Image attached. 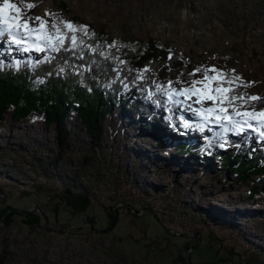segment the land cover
Wrapping results in <instances>:
<instances>
[{
    "label": "rangeland",
    "instance_id": "1",
    "mask_svg": "<svg viewBox=\"0 0 264 264\" xmlns=\"http://www.w3.org/2000/svg\"><path fill=\"white\" fill-rule=\"evenodd\" d=\"M15 3L33 4L36 17L46 18L49 12H59L65 19L77 17L111 39H153L199 66L239 77L245 97L264 98V0ZM52 19L48 16L47 29L54 34ZM8 41L6 34L0 35V49L10 45ZM178 71L169 76L176 78ZM202 76L196 73L194 80ZM192 81L181 78L175 89ZM172 98L183 103L180 109L188 124L200 120L210 128L232 127L215 123V116L202 118L197 110L212 106L211 100L201 104L195 95ZM143 118L140 109H128L127 101L117 103L95 140L71 113L60 131L66 139L59 140V127L42 117L30 114L14 121L12 111L6 113L0 125V264H185L186 255L192 256L191 264H233L230 260L264 264L260 176L239 182L219 158L202 163L198 154L182 152L180 133L163 125L147 133L141 127ZM250 130L256 143L257 132ZM256 186L260 192L253 195ZM64 191L89 196L91 206L84 212L71 210L61 198ZM131 208H137L141 217H133L127 211ZM113 210L121 217L111 230L108 213ZM33 211L42 216L39 225L28 221ZM213 240L223 249L217 250ZM195 243V251L187 247Z\"/></svg>",
    "mask_w": 264,
    "mask_h": 264
},
{
    "label": "trees",
    "instance_id": "2",
    "mask_svg": "<svg viewBox=\"0 0 264 264\" xmlns=\"http://www.w3.org/2000/svg\"><path fill=\"white\" fill-rule=\"evenodd\" d=\"M15 2L16 0L13 1ZM26 4L28 3H23L20 8L26 16L35 18L34 8L28 9ZM58 13H48L49 18H53L52 27L58 20L84 26L79 18L65 19ZM48 16L43 18L46 23ZM87 30V34L77 33L83 39V44L75 52L61 49L37 56L32 52L9 50L12 47L0 49V125L8 111H12L14 121H21L30 114H35L47 123L59 127V140H63L66 136L64 131L60 134L61 127L65 129L68 116L76 113L91 136L98 140L103 133L106 117L117 103L127 101L129 110H141L144 117L141 127L147 133L151 134L150 131L156 125H163L169 132L182 135L178 145L187 155L198 154L202 163L210 157H217L225 170L238 176L239 182H247L253 176H260L264 183V139L259 133L254 134L257 140L255 143L249 136L252 131L248 129L237 134L227 131L225 127H206L200 120L187 123L186 127V119L180 109L183 103L179 99L168 97L170 83L175 89L176 82L181 78L192 81V70L195 74H203V71L197 72L196 69H206L205 67L186 60L176 48L162 46L153 39L147 42L111 39L103 30H94L91 26H87ZM53 31L55 34L54 28ZM9 51L11 54L8 56ZM13 55L18 58L12 57ZM46 56L50 57L47 61ZM145 69L148 70L144 71ZM189 69L192 70L189 72ZM176 70H179L177 77L171 78L169 74ZM243 89V86L236 87L235 94L244 96ZM252 109L256 112L264 110V98L244 107V110ZM194 135L199 138L192 137ZM158 138L159 141H164L162 135H158ZM252 191L253 195L259 194L260 187L256 186ZM61 198L75 212L87 211L92 204L89 196L77 197L74 194L68 195L65 191ZM136 210L127 209L133 217H141ZM29 214L31 218L28 216V221L38 225L41 223V214L35 211ZM120 214L117 210L108 213L107 229L112 230L119 224ZM212 237L223 241L213 233ZM211 243L216 245L217 250L223 249L218 242L213 240ZM196 246L197 243L193 246L187 244L188 248L194 247V251ZM232 250L242 256L238 249ZM190 257L192 256H183V263L191 264ZM230 261L233 264L243 263L242 260Z\"/></svg>",
    "mask_w": 264,
    "mask_h": 264
},
{
    "label": "snow or ice",
    "instance_id": "3",
    "mask_svg": "<svg viewBox=\"0 0 264 264\" xmlns=\"http://www.w3.org/2000/svg\"><path fill=\"white\" fill-rule=\"evenodd\" d=\"M33 6L30 3L25 5L28 9ZM37 24L39 26H34ZM53 28L55 34L48 31L47 23L43 18L26 16L24 11L12 0H3V3H0V35L6 34L9 44L15 45L19 51L58 52L64 49L75 52L83 44V39L77 33L87 34L88 31L86 26L59 20L53 24ZM66 43L67 48H65ZM48 59L50 57L46 56L45 60ZM196 71H203V76L201 79L193 80L188 87L177 90L172 88L170 83L169 98L171 99L175 95L185 97L195 95L201 104L203 100H211L213 101L212 106L201 107L197 110L205 121L215 116V123L228 122L232 125V127L226 128L227 131L239 134L246 129H252L264 139V110L260 112H256L254 109L244 110L245 106H251V102L258 100L259 97L254 95L250 97L237 96L235 94L236 87H241L237 83L239 77H229L225 72L216 68H197ZM190 75H195V72ZM201 97L202 99H200ZM229 109H231V114ZM185 126H188L187 123ZM223 146L222 144L221 147Z\"/></svg>",
    "mask_w": 264,
    "mask_h": 264
},
{
    "label": "bare ground",
    "instance_id": "4",
    "mask_svg": "<svg viewBox=\"0 0 264 264\" xmlns=\"http://www.w3.org/2000/svg\"><path fill=\"white\" fill-rule=\"evenodd\" d=\"M10 47H11V45H10ZM5 48H8V46L7 47H5ZM120 139V138H119ZM124 140V139H123ZM121 141V140H120ZM127 144V143H126ZM132 147V146H131ZM132 149V148H131ZM121 156H122V154H121ZM118 157V156H117ZM134 158V157H133Z\"/></svg>",
    "mask_w": 264,
    "mask_h": 264
}]
</instances>
